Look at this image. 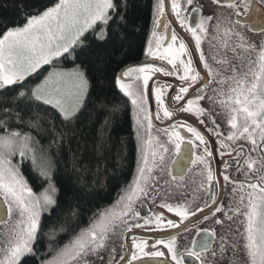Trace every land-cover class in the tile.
Wrapping results in <instances>:
<instances>
[{
  "label": "snow or ice",
  "instance_id": "6c2138e0",
  "mask_svg": "<svg viewBox=\"0 0 264 264\" xmlns=\"http://www.w3.org/2000/svg\"><path fill=\"white\" fill-rule=\"evenodd\" d=\"M147 8L143 42L138 0H53L0 23V264H264V0ZM116 96L136 170L85 224L108 148L101 130L72 145ZM52 217L66 242L41 249Z\"/></svg>",
  "mask_w": 264,
  "mask_h": 264
},
{
  "label": "trees",
  "instance_id": "16d2710c",
  "mask_svg": "<svg viewBox=\"0 0 264 264\" xmlns=\"http://www.w3.org/2000/svg\"><path fill=\"white\" fill-rule=\"evenodd\" d=\"M15 2L18 3L19 0H15ZM52 2L53 0H23L25 8L19 9L14 6V0H2V2H0V23L9 26L22 25L24 22L22 12L26 11L31 14H36L43 10L45 6H51ZM147 3L148 0H138L141 22L144 26V33L140 36L141 42L147 39V31L150 27V16ZM113 105L118 108V111L114 113L111 111L109 112L106 127L102 128V126L105 125L106 117L97 112H92L91 118L85 121L81 126L78 141H73L72 145L73 148H75L77 147V143L80 142L82 147V141L86 140L89 149H91L97 131L101 130L103 132V139L106 141L108 148L104 155L103 166L107 168L103 180L104 187L100 191L99 196L85 208L84 215L82 216V222L85 224L92 211L96 210L97 205L106 207L116 199L121 188L133 178L136 170V140L130 111L124 107V101L119 96L114 98L109 97L110 109ZM24 172L33 190L39 191V177L34 175V173L28 169L27 165L24 168ZM42 232H54L56 235L52 240H49L48 235H42L39 241L41 249H46L49 244L54 245L60 240L66 242V238L64 237V233L60 231V225L57 223L56 217H52L43 223ZM24 264H32V262L26 258Z\"/></svg>",
  "mask_w": 264,
  "mask_h": 264
},
{
  "label": "flooded vegetation",
  "instance_id": "af4514ba",
  "mask_svg": "<svg viewBox=\"0 0 264 264\" xmlns=\"http://www.w3.org/2000/svg\"><path fill=\"white\" fill-rule=\"evenodd\" d=\"M248 15H250V13L248 14ZM241 19L242 20H245V19H247V17H245V16H242L241 17ZM186 35V34H185ZM205 48L207 49V45H205ZM159 79H161L162 81L163 80H166V79H171V78H169V77H159ZM187 119H190V120H192V122L194 123V124H196L197 125V127H200V125H198L197 124V122L193 119V118H191V117H187ZM176 157H173V159H175ZM145 235H149V236H152V235H158V233H145ZM185 235H187V234H185ZM191 238H193V239H199L198 237H195V236H193V237H191ZM179 239V238H178ZM187 241H185V243H186ZM152 243V241L151 240H149V244H151Z\"/></svg>",
  "mask_w": 264,
  "mask_h": 264
},
{
  "label": "water",
  "instance_id": "95a60500",
  "mask_svg": "<svg viewBox=\"0 0 264 264\" xmlns=\"http://www.w3.org/2000/svg\"><path fill=\"white\" fill-rule=\"evenodd\" d=\"M251 15H252V14L250 13V15H249V16H251ZM248 23H249V24H251V21L249 20V21H248ZM259 27H260V25H259V24L255 25V28H256L257 32H258V30H259Z\"/></svg>",
  "mask_w": 264,
  "mask_h": 264
}]
</instances>
